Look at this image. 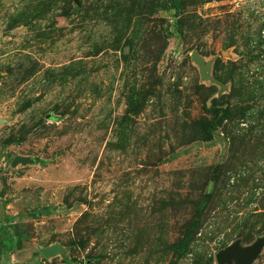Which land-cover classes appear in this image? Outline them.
<instances>
[{
    "label": "rangeland",
    "instance_id": "1",
    "mask_svg": "<svg viewBox=\"0 0 264 264\" xmlns=\"http://www.w3.org/2000/svg\"><path fill=\"white\" fill-rule=\"evenodd\" d=\"M172 1L0 0V264L264 239V0Z\"/></svg>",
    "mask_w": 264,
    "mask_h": 264
},
{
    "label": "water",
    "instance_id": "2",
    "mask_svg": "<svg viewBox=\"0 0 264 264\" xmlns=\"http://www.w3.org/2000/svg\"><path fill=\"white\" fill-rule=\"evenodd\" d=\"M29 158L16 157L12 165L16 166L19 163H30ZM264 248V239H258L253 245L242 247L240 242H235L217 254L219 264H254L262 249ZM45 255H50L51 250H44Z\"/></svg>",
    "mask_w": 264,
    "mask_h": 264
},
{
    "label": "trees",
    "instance_id": "3",
    "mask_svg": "<svg viewBox=\"0 0 264 264\" xmlns=\"http://www.w3.org/2000/svg\"><path fill=\"white\" fill-rule=\"evenodd\" d=\"M172 2H173L175 7H178V0H173Z\"/></svg>",
    "mask_w": 264,
    "mask_h": 264
}]
</instances>
